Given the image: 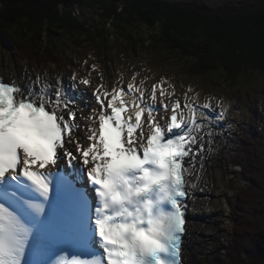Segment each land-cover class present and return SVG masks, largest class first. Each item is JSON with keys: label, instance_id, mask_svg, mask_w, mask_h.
Here are the masks:
<instances>
[{"label": "snow or ice", "instance_id": "snow-or-ice-1", "mask_svg": "<svg viewBox=\"0 0 264 264\" xmlns=\"http://www.w3.org/2000/svg\"><path fill=\"white\" fill-rule=\"evenodd\" d=\"M139 75L109 89L99 73L87 115L69 88L91 73L67 86L0 76V264H184L190 189L231 105L217 100V113L191 86L181 104L163 77L149 90Z\"/></svg>", "mask_w": 264, "mask_h": 264}, {"label": "trees", "instance_id": "trees-1", "mask_svg": "<svg viewBox=\"0 0 264 264\" xmlns=\"http://www.w3.org/2000/svg\"><path fill=\"white\" fill-rule=\"evenodd\" d=\"M252 6L216 8L204 0H0V35L23 55L46 62L59 60L65 44L82 48L122 35L131 48L189 60L193 73L222 72L237 80L264 74V4ZM246 136L241 152L256 148V134ZM242 156L252 185L239 192L238 243L232 237V248L249 251L245 264H264V165L255 167L262 162L259 155Z\"/></svg>", "mask_w": 264, "mask_h": 264}, {"label": "rangeland", "instance_id": "rangeland-1", "mask_svg": "<svg viewBox=\"0 0 264 264\" xmlns=\"http://www.w3.org/2000/svg\"><path fill=\"white\" fill-rule=\"evenodd\" d=\"M172 1L195 2L196 0H172ZM204 1L216 8H220V6H225L226 4L228 6L253 5L252 7L262 6L264 4V0H204ZM128 43H129L128 41H125L124 44L128 45ZM108 46L110 47L111 45H108ZM131 50L133 51H131L128 54V56H126L127 57L126 60L121 58L125 54H122V52L120 53L116 51L117 57H118L117 58L118 64L111 62V60H108L107 64L103 63L102 61L103 58L104 59L106 58L104 57L103 52L100 51L99 52L100 54H97L96 52H94V47L91 45L86 46L83 49V51H80V52L75 51L77 54L73 56L74 58L76 57L79 58V56L90 54V57L94 56V58L97 59L102 64L103 68L107 66L111 67V65L113 67L114 65H118L115 68L114 74L115 76L117 75V78L120 76V74H122L123 75L122 82H126V83L131 80L132 74L138 73V71H142L141 79H143L144 77H150V79L146 81L150 85H152L153 83H156V81L159 78L164 77L163 74L165 73V74L172 76L175 82L180 87H182L184 90H187V88L191 86L193 89V92L194 90H197L199 94H203L205 96L215 97L222 90L224 89L227 90L226 88L228 87L227 81H229L230 78L226 77L224 73L222 72H217V73H220L219 75L218 74L214 75V72H213L211 73L209 77L207 75L205 76L190 75L189 76L182 66V63H183L182 61L176 62V61L166 60L164 61V65H161L162 63H159L158 65L156 63L155 64L153 63L154 59L151 58L152 55L148 51H145V52L139 51L138 49H135L134 47L131 48ZM105 52H106V55L110 56V52H107V51ZM112 54L114 53H111V55ZM14 55L15 54L9 51L7 48L0 46V64H6L7 67L11 69V72L12 71L18 72L20 75L28 73L25 70H21L22 67L20 68L16 67V61H18L19 63L21 61L17 60L16 58L18 57L16 55L14 57ZM162 60L163 59L158 58L159 62H161ZM100 67L101 66L99 65V69ZM107 72H103V71L101 72L103 73L104 79L107 84L111 85L114 81L116 83L119 81L118 79L116 80L114 79L115 76L111 75L110 71H107ZM242 86H244V88H242ZM204 88H208L210 90H205ZM212 88L213 90H211ZM242 89H246V90L248 89L250 94L246 93ZM239 90L242 93L241 94L238 93V95H236L237 92H230L227 90V95L236 96L238 99L237 100L235 98L234 103L230 107L231 111L228 113L229 118L231 120L233 118L232 121H239L240 122L239 125H241V122H243L244 125L247 126L248 136L252 135L254 132L253 125L257 126L259 129V135L262 139V142L264 143L262 133L260 132L261 126L264 127V114H263L264 113V74L255 75L252 78H250L248 81L246 82L244 81L241 84V87L234 91H239ZM221 95H225V93H221ZM250 125L251 127H249ZM217 128L218 127H215L216 137L218 139L220 136L218 137L217 133L220 132V129L217 132ZM261 149L264 152V148H261ZM218 158L224 159L225 157L223 156V153H220L218 154ZM218 158L215 160H218ZM263 165H264V160H263ZM233 168H234V171H233V174H231L230 169L226 167V163H223L222 166H219L217 162L212 165V172L210 174V176H212V179L210 180L212 181V184L214 183L217 184L218 193H216V198L212 199L211 205L208 209L212 211V210H215L216 207L218 208L217 210L213 211V215H211L212 217L210 219L212 221L210 222L212 226L210 227V229L202 232L203 236L199 238L201 246L199 247L198 252H200V254L202 255V257L199 258L200 264H217L220 261L219 248L217 244L215 243V241L217 240L215 239V237L218 231L220 230V227H222L223 223L230 224L229 219L231 216L230 211L228 210L226 206L225 196H227L229 200H231L233 194L236 192V190L234 192V189L236 188L237 185H239V181H240V175H239L240 172L238 171L239 174L236 175L237 169H240V167L234 166ZM234 175H236V177ZM214 180H216V182H213ZM231 193L233 194L231 195ZM218 204H223L221 209H219ZM214 214H218V215L220 214V217H216ZM198 228H200V226ZM236 240H238V238H236ZM233 248H232L231 254H229L228 252L227 253L225 252V257L227 259L226 264H245L246 261L244 260V257L247 256V253H249V251H247L246 249L236 251ZM252 254H254V252ZM256 260H259V258H257Z\"/></svg>", "mask_w": 264, "mask_h": 264}, {"label": "bare ground", "instance_id": "bare-ground-1", "mask_svg": "<svg viewBox=\"0 0 264 264\" xmlns=\"http://www.w3.org/2000/svg\"><path fill=\"white\" fill-rule=\"evenodd\" d=\"M7 70H8L7 67H4V68L0 67V74L5 73ZM92 105H94V103L91 104V106ZM197 146H199V145H197ZM205 147H207V145ZM205 155H206V159H205L206 166L204 167V172H203L202 179H201V185H200L199 189L195 188V191L197 192V197L195 199L194 206L191 210V212L193 213V220L195 221V223H192V225H191L190 237L188 239L189 242L187 243V251H186L187 260H186L185 264H196L198 262V260L196 258L197 255L195 254V250H194V241H192L193 239H195V232L199 227V225L196 222V219L200 215L207 216L206 215L207 214V204H204V206L201 207V205L206 202V198H207V197H201V190L202 189L207 190V188H208L206 185L207 183L205 184L206 187L203 185V180L206 182L207 176H208L209 171H210V163H209V159L207 157V153H205ZM198 159H199V157H198ZM195 182H197V181H195ZM211 191H213V189Z\"/></svg>", "mask_w": 264, "mask_h": 264}]
</instances>
